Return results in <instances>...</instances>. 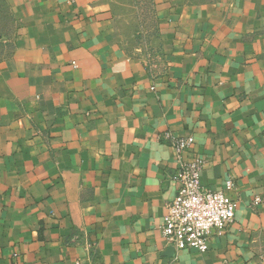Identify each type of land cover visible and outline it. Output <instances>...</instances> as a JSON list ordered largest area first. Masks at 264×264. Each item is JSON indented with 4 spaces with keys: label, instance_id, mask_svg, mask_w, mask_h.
<instances>
[{
    "label": "crops",
    "instance_id": "0c3cea01",
    "mask_svg": "<svg viewBox=\"0 0 264 264\" xmlns=\"http://www.w3.org/2000/svg\"><path fill=\"white\" fill-rule=\"evenodd\" d=\"M5 1L0 264H264V0H151L139 29L126 0ZM170 136L205 189L234 184L205 254L161 233Z\"/></svg>",
    "mask_w": 264,
    "mask_h": 264
},
{
    "label": "built area",
    "instance_id": "2783aa9c",
    "mask_svg": "<svg viewBox=\"0 0 264 264\" xmlns=\"http://www.w3.org/2000/svg\"><path fill=\"white\" fill-rule=\"evenodd\" d=\"M171 137V136H170ZM179 167L174 174L177 195L166 207L161 233L166 243L176 251L194 250L201 254L209 250L213 232L223 231L234 221L238 204L230 195L234 188L231 180L223 190L211 191L201 185L205 160L193 152V137H171ZM256 198L253 206L260 204Z\"/></svg>",
    "mask_w": 264,
    "mask_h": 264
},
{
    "label": "rangeland",
    "instance_id": "374dc122",
    "mask_svg": "<svg viewBox=\"0 0 264 264\" xmlns=\"http://www.w3.org/2000/svg\"><path fill=\"white\" fill-rule=\"evenodd\" d=\"M137 18V28L145 24L153 25V7L151 0H126V9H128ZM17 23L14 20L10 7L5 0H0V61L8 57L15 46ZM145 34L139 32L136 35V41L143 44Z\"/></svg>",
    "mask_w": 264,
    "mask_h": 264
}]
</instances>
